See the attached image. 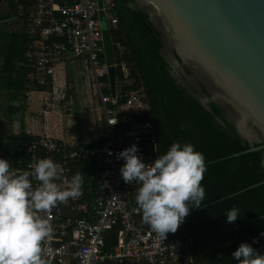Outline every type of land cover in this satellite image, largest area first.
Wrapping results in <instances>:
<instances>
[{
	"label": "built area",
	"instance_id": "1",
	"mask_svg": "<svg viewBox=\"0 0 264 264\" xmlns=\"http://www.w3.org/2000/svg\"><path fill=\"white\" fill-rule=\"evenodd\" d=\"M9 1L14 16L1 23L23 37L25 62L31 69L28 81L46 107L65 100V76L58 68L70 60L87 66V90L95 97L82 99L83 120L91 124L90 143L67 144L45 133L28 134L17 146L22 167L17 174L31 171L38 159L49 157L58 165L59 187H68L67 181L77 173L82 177L78 198L41 213L53 229L42 242L43 258L48 264H195V242L186 234L184 222L165 239L159 238L142 221L135 204L139 182L125 183L119 173L123 160L116 154L130 145L135 144L149 164L160 152L144 86L131 77L128 49L112 40L118 23L112 0H101V7L97 0ZM102 24L110 33L111 65L105 60ZM110 67L115 74L113 95ZM89 103L95 106L92 110ZM91 111L98 113L94 121ZM114 119L115 124H108ZM32 183L35 187L38 181ZM110 236L113 244L108 246Z\"/></svg>",
	"mask_w": 264,
	"mask_h": 264
},
{
	"label": "trees",
	"instance_id": "2",
	"mask_svg": "<svg viewBox=\"0 0 264 264\" xmlns=\"http://www.w3.org/2000/svg\"><path fill=\"white\" fill-rule=\"evenodd\" d=\"M8 3L10 14L0 16V20L14 16L15 7L9 0ZM112 3L118 20L112 40L128 49L126 60L130 63L131 77L144 86L148 116L160 154L173 142L191 143L205 158L206 171L201 181L205 199L202 207L190 209L184 221L186 234L195 242V264H237L231 253L241 242L264 253V237L259 236L264 232V183L253 187L264 181V148L231 157L263 142H258L253 132L249 133L250 141L240 135L203 87L202 93L209 99L205 106L179 82L181 77L171 74V67L162 55L165 47L162 33L145 9L134 0H112ZM172 53L188 74L178 55ZM0 59V73L12 97L25 99L31 69L25 62L24 40L1 26ZM15 145L18 163V143ZM20 166L18 163L17 167ZM233 206L239 209V216L235 222L228 223L224 214ZM106 243L111 246L113 236Z\"/></svg>",
	"mask_w": 264,
	"mask_h": 264
},
{
	"label": "clouds",
	"instance_id": "3",
	"mask_svg": "<svg viewBox=\"0 0 264 264\" xmlns=\"http://www.w3.org/2000/svg\"><path fill=\"white\" fill-rule=\"evenodd\" d=\"M115 123L114 119L108 124ZM116 155L123 160L119 168L122 180L139 182L135 204L142 221L159 238L174 233L190 209L202 207L205 158L194 150L193 144L173 142L150 164L143 162L135 144ZM58 179V165L49 157L38 159L31 171L19 174L7 160L0 158V264H48L42 256V242L50 238L53 229L41 213L50 212L58 202L81 195L79 173L67 181L66 188L58 186ZM33 180L38 181L35 187ZM224 216L226 222L233 223L239 209L233 206ZM259 236L264 237V232ZM252 243H256L255 237ZM231 257L237 264H264V253L245 242L238 245Z\"/></svg>",
	"mask_w": 264,
	"mask_h": 264
},
{
	"label": "water",
	"instance_id": "4",
	"mask_svg": "<svg viewBox=\"0 0 264 264\" xmlns=\"http://www.w3.org/2000/svg\"><path fill=\"white\" fill-rule=\"evenodd\" d=\"M97 1L101 7V0ZM138 2L162 33L165 42L162 55L168 61L174 50L191 73L189 80L172 68L171 74L181 77L179 82L189 92L194 89L192 86L199 89L201 85L197 82L201 83L240 135L250 141L249 133L253 132V137L263 142L231 157L263 149L264 0ZM102 28L105 60L111 65L110 33L104 24ZM108 79L113 95V67L109 68ZM194 96L205 106L208 99L203 98L200 91L196 90Z\"/></svg>",
	"mask_w": 264,
	"mask_h": 264
},
{
	"label": "crops",
	"instance_id": "5",
	"mask_svg": "<svg viewBox=\"0 0 264 264\" xmlns=\"http://www.w3.org/2000/svg\"><path fill=\"white\" fill-rule=\"evenodd\" d=\"M11 11L9 3L7 5H2L0 0V16L10 14ZM11 19V18H10ZM7 19L0 20V26L7 29V25H3L1 22ZM79 62V61H75ZM79 64H82L79 62ZM2 60L0 59V72H1ZM61 75L65 76L66 82V96L65 100L60 104H53L49 107L43 103L41 94L30 85L28 81V86L30 87L28 91L25 92V99L12 97L11 92L7 88V83L3 80V77L0 73V158L7 160L10 163V168L14 171L18 169L16 163V157L14 155V149L16 144L21 141V139L27 137V135H40V134H49L53 137H56L67 144L75 145H85L90 143L91 134L86 132L84 135V140L81 142H67L63 138L56 136L57 131L62 133V110L60 108L67 102L70 104V110L73 109L71 102H75V107L73 112H79L80 101L82 102L85 95L78 94L76 88L74 87V75L70 70L68 64L66 63L63 66L58 68ZM71 96H70V95ZM70 96V97H69ZM81 99V100H80ZM70 100V101H69ZM86 107V105L84 106ZM78 109V111H76ZM75 111V112H74ZM41 114L43 120L39 121L36 115ZM76 114V113H75ZM73 116V115H72ZM79 117V122H83L86 125V131L89 130V126L81 119L79 114H76ZM67 119V118H66ZM70 119V118H69ZM53 120H58V125ZM78 122V121H77ZM91 128V127H90Z\"/></svg>",
	"mask_w": 264,
	"mask_h": 264
},
{
	"label": "rangeland",
	"instance_id": "6",
	"mask_svg": "<svg viewBox=\"0 0 264 264\" xmlns=\"http://www.w3.org/2000/svg\"><path fill=\"white\" fill-rule=\"evenodd\" d=\"M1 2H2V5H7L8 0H1ZM67 64H68L70 70L73 72L74 87L76 88L78 94H80V95L82 94L85 96L88 95V97L91 98L92 101H94L95 97L93 98V96L87 90V82H88L87 80L88 79H85V75L86 74L89 75V71L87 69V66L83 65V64H79V62L77 63V62H75V60H70L67 62ZM68 99L66 100L67 102L60 108V110H62V114H61L62 122L61 123L64 122V124L62 126V133L59 134L60 132L57 131V133L55 135L63 138L67 142H81L82 140L85 139L84 135L86 134V132H88V131H86V129H87L86 125L83 122H79V120H78L79 117L76 116V114H79L81 119H82V117H83V115L81 113L82 111L81 110L79 112L74 111L76 114L74 113V114H71V116H68L72 112L69 109L71 106H70V104L68 105ZM71 105H72V108L74 109L75 102L73 100L71 102ZM88 107L90 110H92L95 106L93 103L92 104L89 103ZM80 109H83L81 101H80ZM76 111H78V109H76ZM89 114H90V118H92L93 121L98 117V113L95 111H91ZM36 117H38L37 119L39 121L43 120V116L41 114L36 115ZM53 121L56 123V125H58V120H53Z\"/></svg>",
	"mask_w": 264,
	"mask_h": 264
},
{
	"label": "flooded vegetation",
	"instance_id": "7",
	"mask_svg": "<svg viewBox=\"0 0 264 264\" xmlns=\"http://www.w3.org/2000/svg\"><path fill=\"white\" fill-rule=\"evenodd\" d=\"M134 2L136 3V5L138 6V7H140V5H139V2H138V0H134ZM141 8V7H140ZM164 49V48H163ZM174 51V50H173ZM173 51H171L170 52V57L168 58V62H169V65L171 66V68H172V70H176L179 74H181L184 78H186V80H189L188 79V77H189V75L191 74L190 72L188 73V74H186L185 72H184V70L182 69V67L178 64V62L175 60V58H174V56H173ZM175 52V51H174ZM182 63V62H181ZM182 65H184L183 63H182ZM185 66V65H184ZM189 71V70H188ZM175 72V71H174ZM198 83V85L200 86L199 87V89L197 88V87H195V86H192L194 89H196L198 92L200 91V93H201V95H202V97L203 98H206V99H208L203 93H202V90H201V87H203L204 88V86L201 84V83H199V82H197ZM205 89V88H204ZM206 91V90H205ZM190 94H192L193 95V97L195 98V94L196 93H193V92H189ZM197 99V98H196ZM198 100V99H197ZM208 101H209V99H208ZM207 101V102H208ZM201 103V102H200ZM248 130H250L249 128H248Z\"/></svg>",
	"mask_w": 264,
	"mask_h": 264
}]
</instances>
